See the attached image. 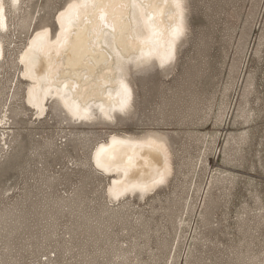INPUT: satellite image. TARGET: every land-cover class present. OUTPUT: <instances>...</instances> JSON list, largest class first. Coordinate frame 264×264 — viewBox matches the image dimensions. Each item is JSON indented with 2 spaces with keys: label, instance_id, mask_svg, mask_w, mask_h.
I'll return each mask as SVG.
<instances>
[{
  "label": "rangeland",
  "instance_id": "374dc122",
  "mask_svg": "<svg viewBox=\"0 0 264 264\" xmlns=\"http://www.w3.org/2000/svg\"><path fill=\"white\" fill-rule=\"evenodd\" d=\"M20 1L0 36V264H264V0H184L175 62L131 69L112 124L26 104L18 55L69 0ZM112 132L164 140L155 191L108 197L91 156Z\"/></svg>",
  "mask_w": 264,
  "mask_h": 264
},
{
  "label": "bare ground",
  "instance_id": "6f19581e",
  "mask_svg": "<svg viewBox=\"0 0 264 264\" xmlns=\"http://www.w3.org/2000/svg\"><path fill=\"white\" fill-rule=\"evenodd\" d=\"M20 2L0 0L1 37L8 29L5 5L17 11ZM183 2L69 0L58 12L54 33L47 26L37 29L18 55L26 104L41 118L47 103L57 102L80 124L96 118L112 124L116 114L126 116L133 100L131 69L155 63L167 71L175 62V48L185 37ZM167 149L157 136L112 132L96 145L91 161L110 176L106 193L118 202L134 192L144 197L166 181Z\"/></svg>",
  "mask_w": 264,
  "mask_h": 264
}]
</instances>
